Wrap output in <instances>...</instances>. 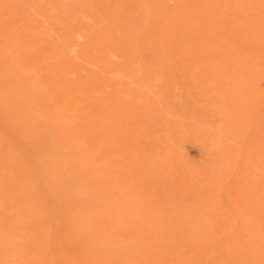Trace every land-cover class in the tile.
<instances>
[{
  "label": "rangeland",
  "instance_id": "1",
  "mask_svg": "<svg viewBox=\"0 0 264 264\" xmlns=\"http://www.w3.org/2000/svg\"><path fill=\"white\" fill-rule=\"evenodd\" d=\"M70 1L0 0V264H24L26 261L27 264H62V260H64L63 264H74L75 262L79 264L85 257L84 253H82L84 257H79L80 250L81 252L83 249L84 252L88 250L86 255L90 251L91 255L89 253L88 256L93 258L92 255L102 254L111 248L112 251L117 250L119 254L123 250L126 251L125 256L128 258L130 255L126 254H131L130 259L127 257L125 259L123 255L125 264H132V261L133 264H138L137 261H141L140 264H208L209 262L210 264H264V72L262 71L264 70V43L261 44V41H264V34L260 36L261 32L264 33V0H238V3L237 0H233V3L232 0H216L217 2L215 0L214 2L212 0H175V2L174 0H163L164 3H161V0H136L137 4L135 0H130V4H127L129 0ZM219 1L224 2L218 6ZM144 2L150 3L152 7H148L147 3L145 6ZM157 2L162 4L160 8ZM169 4L174 6L169 7L172 9L171 14L175 13L172 17H170L169 8H165ZM138 5L139 9H137ZM142 6L145 8L144 12L148 10L150 13L153 10L158 15H152L153 12L150 15L148 11L143 14ZM177 6L178 10L183 12L181 16L180 12L175 10ZM228 6H230L229 9ZM118 7L123 13L114 12L113 9L118 10ZM128 7H134L137 12L140 10L139 14H141L135 15L137 12L134 9L135 13H130L132 9ZM217 7L220 8L216 9ZM244 7L246 9H243ZM127 9L131 11L126 12ZM159 10L161 11L158 12ZM84 12L89 13L82 15ZM111 12L113 15H110ZM212 12L218 14V18H215L216 14L212 15ZM126 13L130 15L127 16ZM164 13L170 15L166 17ZM68 14H72L71 18ZM241 14H243L242 17ZM100 15L103 17L101 18ZM114 15L123 19V22L120 19H117L120 22L111 21L113 18L116 19ZM148 15L153 17L149 18ZM107 16L114 17L109 19ZM159 16H162V20L169 19L166 21L170 22L167 23L164 19V25ZM74 17L79 19V22ZM93 18L94 21L96 18L100 20H96V24ZM80 19L86 27H84L85 31L82 29L83 26L78 24L82 23ZM75 20L78 22L76 25L81 26V28L77 27L78 31L80 29L83 33L78 32L77 28L74 32L70 30L75 29ZM104 20H107L109 24ZM137 20L140 23L141 20L143 21L140 33L137 27L140 23ZM219 20L218 25L216 23ZM71 21H73L72 28L69 26L72 25ZM179 21L181 24L184 22L181 26L186 24L185 27L181 28ZM121 22L125 24L124 27ZM149 22L153 23V26ZM202 22L204 27L209 24L208 28L203 30V25L200 26ZM116 23L122 28L118 26L119 30L116 29L118 28ZM114 24L116 25L113 26ZM167 24L170 28L172 27L173 32L174 29L178 32H169ZM226 24H228L227 27ZM131 26L137 28V33ZM111 27L113 32L110 30L109 33L108 30ZM125 27L127 31L123 30ZM150 27L161 30L164 27V29L162 31L154 29L151 32ZM89 28L90 30H87ZM93 28H97V31ZM131 28L134 32L129 31ZM100 30L103 31L101 36L97 33L101 32ZM121 30L122 35L119 34ZM67 31L72 34L67 35ZM128 31L135 33V36L138 35L139 38L133 36L136 39L142 38L140 40L143 42L140 43L138 39L135 41L136 39L134 40L133 36L131 38ZM179 31L180 34H178ZM243 31H245L244 34ZM166 32L168 33L165 35ZM153 33L160 36V39L156 36L157 42L153 41L156 44L150 40L152 37L155 38ZM176 33L180 36V38L176 37L177 39H184L187 36L184 39L186 42H182L183 39L174 38ZM77 34L80 38H84V41H81ZM80 34H84L85 37L89 34L86 39L87 44L90 42L88 46L91 52L88 46L85 47L87 45L85 37ZM147 34L152 37L150 38ZM241 34L245 35V38L248 35L249 37L244 39ZM70 35L74 37L73 41ZM104 35L106 36L103 37ZM117 36L120 39L113 40L112 37L116 39ZM145 36L146 39L147 36L149 37L148 41H151L155 47L152 48L148 41L145 44ZM240 36L242 39L239 38ZM97 37H101L103 41H98L101 39L97 40ZM172 37L177 43L171 42ZM122 38L130 42L134 40L135 44L132 43L135 46L129 45L130 43L124 40L127 44L124 43L125 48H123ZM153 38L152 40H155ZM162 38H166V41ZM168 38H171L169 43H167ZM90 39L93 40L92 43L97 40V43L92 44ZM246 40L251 42L250 45ZM106 41L109 43H105ZM70 42L72 46L69 45ZM187 42L190 48H187ZM164 43L167 45L165 46ZM183 43L187 45L184 46ZM244 43L245 46H243ZM177 45L188 51L184 52ZM208 46L209 49H207ZM75 47H78L77 50ZM131 47L135 49V53ZM85 48L88 49L87 52ZM123 49H127L125 53ZM130 49L133 54L128 53ZM77 51L78 55L82 56L83 53L85 55L80 58L76 54ZM70 52L74 55L71 56ZM90 53L94 54L91 58ZM117 53L120 57L116 56ZM85 56L93 62L97 58V62H94L96 65L89 59V62L84 60ZM71 57L74 59H68ZM75 57L80 58L81 62H78L80 60ZM69 60L70 63L76 60L74 65L70 64L71 69L72 67L75 69L74 72L67 63H64H69ZM99 62L100 65H98ZM66 66H69L67 68L72 71L71 73L65 69L69 72H65L68 73L67 75L64 73L68 78L63 75V69ZM58 69L61 72L56 71ZM86 69L92 70L89 72ZM93 70L99 71L91 74ZM81 78H87L86 81L84 80L85 83ZM60 80L64 82L61 86L59 85ZM79 81L80 84L78 83V87H75L77 85L73 83ZM56 82L59 86L55 84ZM81 82L84 83L82 86H80ZM62 88L64 94H62ZM65 88L68 90L71 88L73 93L71 89L68 91ZM76 91L80 98L76 96ZM86 91L89 93L87 94ZM85 95L89 98L88 100ZM62 99L68 104L63 102L65 104L63 105L60 101ZM69 99H75L72 103L70 102L72 107ZM81 100L88 101L81 103L86 106L84 107L86 109L81 105H77L78 108L75 109L76 102L80 104ZM60 104H62L61 107ZM67 105L71 107L70 110L69 108L65 110L68 114L64 113ZM73 110L74 114L71 113ZM83 111L85 114L89 113L90 117ZM71 117L78 119H71ZM82 117H85L87 122ZM90 120L92 123L88 122ZM63 121L67 126L70 124L68 126L70 129ZM70 121L73 128L70 127ZM74 121L80 122L78 124L81 128ZM93 121L94 124L97 121L99 129L96 126L97 123L93 129L94 126H91ZM73 125L76 127L74 128ZM84 125L90 126L86 129L87 131ZM68 129L71 131L68 132ZM88 134L91 138L93 136L92 141ZM92 153L93 159L90 158ZM86 157L91 161L84 160ZM77 160H79L78 163H76ZM78 168L80 169L79 174ZM69 175L71 176L68 177ZM84 176H88L86 179L92 181H87L83 178ZM77 181L81 182V186L89 183L88 187H92L87 192V189H84L87 185L79 188L85 191L79 193L83 192L81 194L83 196L77 195L80 201L75 195L80 191L77 189L80 186ZM73 183H77L78 186L75 187ZM95 188L97 190L100 188L102 194L98 193L99 191ZM91 190L94 191L93 195ZM74 197H76L75 200H72ZM68 201H72L74 208H69ZM87 206L90 212L89 209L87 212L81 209ZM79 209L81 212L88 213L89 218L92 216L93 219H88V217L83 219ZM75 210L74 215L77 221L79 222L80 217L84 220L81 219V223H78L74 217L75 221L70 219L69 214L73 213L70 211ZM94 216L96 218L99 216L98 220L101 218L100 223ZM127 217H130L132 222L129 218L126 220ZM153 217L155 218L151 219ZM138 219L141 220L139 225L145 222L143 226L146 225L151 229L150 235L145 234L147 231L143 230L144 227L142 228L141 225L130 224L133 221L138 222ZM89 220L91 223L92 221L94 224L98 223L93 226ZM82 221L86 223L83 224L84 227H81L83 226ZM70 224L73 229L75 225L77 228L71 230ZM117 224L121 225V229L117 228ZM86 225L89 228L93 226L95 231L92 232L90 230L92 228L89 229ZM139 227L143 231H140ZM83 228L89 229L88 233ZM102 228H106L105 231L108 234ZM82 230H85L89 238H86L87 235H84ZM96 230L102 232H97V234ZM136 231L137 233L142 232L140 235L144 236L142 238L139 234L135 236ZM99 234L100 237L103 235L105 239L108 238L109 247H106V240L103 243V236L102 242H98L101 240V238L98 239L99 237L95 239L98 245L90 238ZM146 237L148 239L151 237V239L148 241ZM84 238L87 239L88 244L90 242L89 246ZM79 245L82 248L86 246L87 249L77 250L81 248ZM120 245L122 248L126 245L127 247H124L126 250L119 249ZM130 245L136 246L131 247ZM74 247L75 250H73ZM69 248L72 249L69 251ZM76 250L79 252H75ZM71 251L77 254L78 259H75L77 256L74 258V253L71 254ZM113 253L117 255L116 251ZM206 253L208 254L204 257ZM64 255L72 256L66 257L65 260ZM132 255L134 258L136 255V259L141 255L144 258L146 256L145 259L143 258L145 262L143 263L140 259L133 260ZM118 256L122 257V255H117L118 259L121 258ZM12 258L14 260H11ZM71 258L75 260H72L73 263H71ZM80 258L82 259L79 262ZM86 259L87 261L84 260V262L89 264L88 258ZM43 261L45 263H42ZM123 262L121 261V264Z\"/></svg>",
  "mask_w": 264,
  "mask_h": 264
},
{
  "label": "bare ground",
  "instance_id": "2",
  "mask_svg": "<svg viewBox=\"0 0 264 264\" xmlns=\"http://www.w3.org/2000/svg\"><path fill=\"white\" fill-rule=\"evenodd\" d=\"M74 1H75V0H74ZM82 1H83V0H82ZM127 1H128V0H127ZM132 1H133V0H132ZM135 1H136V0H135ZM137 1H138V0H137ZM137 1H136V4H137ZM144 1H145V0H144ZM161 1H162L161 3H164L163 0H161ZM178 1H179V0H178ZM185 1H186V0H185ZM193 1H194V0H193ZM215 1H216V0H215ZM69 2H71V1L69 0ZM78 2H79V1H78ZM129 2H131V1L129 0V1L127 2V4H128ZM165 2H166V1H165ZM170 2H171V1H170ZM174 2H175V0H174ZM199 2H200V1H199ZM199 2H198V4L201 3V2H200V3H199ZM203 2H204V1H203ZM212 2H214V0H212ZM216 2H217V1H216ZM219 2H220V1H219ZM221 2L223 3L224 1H221ZM221 2H220V4H219L218 6L221 5ZM238 2H239V1L237 0V3H238ZM241 2H242V1H241ZM114 3H115V2H114ZM144 3H145V6H146V3H147V2H144ZM153 3H154V1H153ZM157 3H158V2H157ZM161 3H160V4H161ZM166 3H167V2H166ZM171 3H172V2H171ZM178 3H180V2H178ZM230 3H231V2H230ZM232 3H233V0H232ZM237 3H236V4H237ZM118 4H119V3H118ZM129 4H130V3H129ZM138 4H139V3H138ZM149 4H150V3H147V5H149ZM158 4H159V3H158ZM160 4H159V8L162 6V4H161V6H160ZM172 4H173V3H172ZM172 4H169L168 7H165V5H164V7H165V8H169V7L172 6ZM201 4H202V3H201ZM208 4H209V3H208ZM261 4H262V3H261ZM261 4H260V5H261ZM81 5H83V4H81ZM140 5H142V4L140 3ZM152 5H153V4H152ZM170 5H171V6H170ZM174 5H175V4H174ZM249 5H250V4H249ZM69 6H70V4H69ZM92 6H93V5H92ZM114 6H115V5H114ZM119 6H120V5H119ZM124 6H125V4H124ZM178 6H179V5H178ZM178 6H177V7H178ZM192 6H193V5H192ZM209 6H210V5H209ZM223 6H224V4H223ZM244 6H246V5L244 4ZM72 7H73V6H72ZM76 7H77V6H76ZM120 7H122V6H120ZM120 7H118V10H115V8H114V9H113L114 12H115V11H118L119 14H120V13L122 12V11H121V12L119 11V10H120ZM148 7H152V6L149 5ZM154 7H155V5H154ZM164 7H163V8H164ZM172 7H174V6H172ZM177 7H176V8H177ZM197 7H198V6H197ZM211 7H212V4H211ZM226 7H227V6H226ZM231 7H232V6H231ZM238 7H239V6H238ZM252 7H253V6H252ZM252 7H251V8H252ZM77 8H78V7H77ZM77 8H76V9H77ZM88 8H89V7H88ZM122 8H124V7H122ZM129 8H131L132 11H131V10L128 11ZM146 8H147V7H146ZM190 8H191V6H190ZM207 8H208V6H207ZM219 8H220V7H219ZM219 8L217 7L216 9H219ZM229 8H230V6H228V9H229ZM234 8H235V6H234ZM90 9H91V8H90ZM92 9H93V8H92ZM128 9L126 10V12H130V11H131L130 13H133L134 11L137 12V9H139V5H138V8H137L136 10L134 9V7H133V8H132V7H128ZM133 9H134V11H133ZM140 9H141V8H140ZM150 9H151V8H150ZM150 9H149V10H150ZM152 9H154V8H152ZM152 9H151V10H152ZM156 9H157V8H156ZM173 9H174V8H173ZM178 9H179V7H178L177 9H175V10H176V12L179 11V12H180L179 15L181 16V13H183V12H181V11L178 10ZM205 9H206V8H205ZM209 9H210V8H209ZM238 9H239V8H238ZM243 9H246V8L244 7ZM247 9H250V8H247ZM81 10H82V9H81ZM85 10L87 11V8H86ZM93 10H94V9H93ZM93 10H92V11H93ZM124 10H125V9H124ZM124 10H123V11H124ZM143 10H145V8H143V6H142V10H141V12H142ZM154 10H155V9H154ZM164 10H165V12L167 11L166 9H164ZM169 10H170L169 13L171 14V12H172L171 10H172V9L169 8ZM175 10H174L173 12H175ZM192 10H193V9H192ZM194 10H196V8H195ZM200 10H201V9H200ZM211 10H212V9H211ZM221 10H222V9H221ZM58 11H60V10H58ZM72 11L74 12L73 9H72ZM83 11H84V10H83ZM88 11H89V9H88ZM90 11H91V10H90ZM95 11H96V10H95ZM95 11H94V14H95ZM99 11H101V10H99ZM111 11H112V10H111ZM147 11H148V10H147ZM147 11H146V12H147ZM160 11H161V10H159L158 12H160ZM182 11H183V10H182ZM224 11H225V10H224ZM238 11H239V10H238ZM238 11H237V12H238ZM249 11H250V10H249ZM70 12H71V11H70ZM78 12L80 13V11H78ZM101 12H102V11H101ZM109 12H110V10H109ZM114 12H113V13H114ZM118 12H116V14H118ZM139 12H140V10H139L137 13H135V12H134V13H135V15H136V14H139ZM146 12L143 11L142 13L144 14V13H146ZM152 12H153V10H152L150 13H149V11H148L147 13H149V14L151 15ZM179 12H178V13H179ZM204 12H206V11H204ZM216 12H217V10H216ZM218 12H219L218 14H220V10H218ZM228 12H229V11H228ZM235 12H236V11H235ZM240 12H241V11H240ZM88 13H89V12H88ZM88 13L86 12V14H88ZM97 13H98V12H97ZM102 13H103V12H102ZM107 13H108V12H107ZM122 13H123V12H122ZM130 13H129V15H130ZM134 13H133V14H134ZM167 13H168V11H167ZM197 13H198V12H196V14H197ZM213 13H214V12H212V15H213ZM221 13H222V11H221ZM229 13H230V12H229ZM229 13H227V15H229ZM86 14H85V12H84V14L82 13V15H86ZM99 14H100V13H99ZM103 14H104V13H103ZM103 14H102V15H103ZM119 14H118V16H119ZM126 14H127V13H126ZM140 14H141V13H140ZM140 14H139V15H140ZM143 14H142V15H143ZM154 14H155V16L158 15V14L155 13V11L152 13V15H154ZM161 14H162V13H161ZM170 14L166 15V13H164V15H166V17L169 16ZM173 14H175V13H173ZM173 14H171L170 17H172ZM184 14H186V13L184 12ZM200 14H201V13H200ZM200 14H199V16H200ZM215 14H216V13H214V15H215ZM218 14H216L215 18L218 16ZM223 14H224V13H223ZM236 14H237V13H236ZM248 14H250V13L248 12ZM68 15H70V18H71V15H72V14H68ZM74 15H76V14H74ZM105 15H106V13H105ZM110 15H113L112 12L110 13ZM110 15H109V16H110ZM129 15L127 14V16H129ZM145 15H146V14H145ZM150 15H148L147 17H149ZM159 15H160V14H159ZM179 15H178V16H179ZM209 15L211 16V13H210ZM237 15H238V14H237ZM242 15H243V14H241V17H242ZM100 16H101V15H100ZM109 16H107V17H109ZM114 16H115V15H114ZM114 16H113V17H114ZM133 16H134V15H133ZM133 16H132V17H133ZM137 16H138V15H137ZM162 16H163V15H162ZM162 16H161V17H162ZM174 16H175V15H174ZM176 16H177V13H176ZM180 16H179V17H180ZM190 16H192V15L190 14ZM190 16L188 17L189 19H190ZM210 16H209V19H210ZM220 16H221V15H220ZM220 16H219V18L222 19ZM239 16H240V13H239ZM95 17H96V15H95ZM102 17H103V16H101V18H102ZM110 17H111V16H110ZM110 17H109V19H112V18H113V17H112V18H110ZM115 17H116V16H115ZM120 17L123 18L122 15H120ZM142 17H143V16H142ZM151 17H153V16H150L149 18H151ZM159 17H160V16H159ZM161 17H160L161 23H163V20H164V19H165V21H166V20H167V21L169 20V19H166V18H164V19L162 20ZM182 17H183V16H182ZM196 17H197V16H196ZM201 17H202V16H201ZM243 17H244V16H243ZM248 17H249V16H248ZM253 17H254V16H253ZM74 18H75V17H74ZM77 18H80V17L77 16ZM77 18H75V19L77 20ZM84 18H86V16H85ZM97 18H98V17H97ZM97 18H96V20H100V19H97ZM124 18H125V20H126V15L124 16ZM136 18L139 19L138 17H136ZM143 18H145V16H144ZM149 18H148V19H149ZM168 18H169V17H168ZM180 18H181V17H180ZM183 18H185V17H183ZM205 18L207 19L206 16H205ZM217 18H218V17H217ZM228 18L230 19L231 17H228ZM239 18H240V17H238V19H239ZM245 18H246V17H245ZM72 19H73V18H72ZM107 19H108V18H107ZM117 19H120V18L116 17L115 20H114V18H113V20H111V21H113V22H118V21H119V22H120V20H122V22H123V19H120V20H117ZM152 19H153V18H152ZM173 19L176 20L175 17H173ZM178 19H179V18H178ZM178 19H177V20H178ZM185 19H186V18H185ZM185 19H184V20H185ZM194 19H195V18H194ZM212 19H213V18H212ZM76 20H75V24H74V26L79 22V19L77 20L78 22H76ZM81 20H82V19H80V22L83 21V20H82V21H81ZM96 20H95V21H96ZM102 20H103V19H102ZM125 20H124V21H125ZM129 20H130V19H129ZM139 20H140V19H139ZM170 20H172V19H170ZM191 20H192V22H193V19H191ZM216 20H217V19H216ZM246 20H247V19H246ZM249 20H250V19H249ZM90 21H91V20H90ZM93 21H94V18H93ZM95 21H94V22H95ZM105 21L108 23L107 20H104V22H105ZM137 21H138V20H137ZM148 21H149V20H148ZM148 21H147V22H148ZM150 21H151V20H150ZM155 21H156V20H155ZM155 21H153V22H155ZM167 21H166V22H167ZM181 21H183V20H181ZM187 21H188V19H187ZM187 21H186V22H187ZM194 21H195V20H194ZM196 21L198 22V21H200V20H196ZM201 21H202V20H201ZM207 21H208V20H207ZM250 21H251V20H250ZM71 22H72V23H71L72 25H69L70 27L73 26V21H71ZM84 22H85V21H84ZM98 22H99V21H98ZM101 22H102V21H101ZM109 22H110V21H109ZM113 22H112V23H113ZM122 22H121V23H122ZM138 22L140 23V21H138ZM138 22H137V23H138ZM169 22H170V21H169ZM169 22H167V23H169ZM175 22L178 23V21H175ZM179 22H180V21H179ZM186 22H185V23H186ZM208 22H210V20H209ZM211 22L213 23V20H212ZM251 22H252V21H251ZM82 23H83V22H82ZM82 23H78V24H81V25L83 26L84 23H83V24H82ZM87 23H88V22H87ZM89 23H90V22H89ZM95 23H96V22H95ZM99 23H100V22H99ZM112 23H110V24H111L110 26H112ZM124 23H126V21H125ZM124 23H122V25H123L122 27H124V25H125ZM127 23H129V22H127ZM139 23H138V24H139ZM177 23H176L175 25H177ZM183 23H184V22H183ZM183 23H182V24H183ZM195 23H196V22H195ZM195 23H194V24H195ZM219 23H220V20H219V22L216 23V24L219 25ZM221 23H222V22H221ZM225 23H226V22H225ZM235 23H236V21H235ZM238 23H239V22H238ZM240 23H241V22H240ZM91 24H92V22H91ZM96 24H97V23H96ZM100 24H102V23H100ZM108 24H109V23H108ZM116 24H117V25H116ZM116 24H114L113 26L116 25L117 27H118V26L121 27L120 24H119V25H118V23H116ZM141 24H143V21H142V20H141L140 25L137 26L138 29H140V30H139V33H140V31H141V26H142ZM144 24L146 25V23H144ZM149 24H151V23L149 22ZM152 24H153V23H152ZM152 24H151V25H152ZM163 24H164V23H163ZM171 24H173V23H171ZM182 24H181V22L179 23L180 26H181ZM199 24H200V23H199ZM222 24H224V23H222ZM222 24H221V25H222ZM85 25H86V23H85ZM106 25H107V24H106ZM129 25H130V24H129ZM129 25H126V26H129ZM131 25H132V24H131ZM151 25H150V26H151ZM156 25H159V24L156 23ZM164 25H165V24H164ZM167 25H168V24H167ZM185 25H186V24H184L183 26L185 27ZM202 25H203V22L201 23L200 26H202ZM206 25H207V27H204L205 25L202 26V28L204 27L203 30H204L205 28H208V25H209V24H206ZM213 25H215V24H213ZM227 25H228V24H226V27H227ZM233 25L235 26V24H233ZM258 25H259V24H258ZM89 26L91 27L90 24H89ZM93 26H94V24H93ZM93 26H92V27H93ZM100 26H101V25H100ZM103 26H104V23H103ZM107 26H108V25H107ZM110 26H109L108 28H110ZM134 26H135V25H134ZM139 26H140V28H139ZM152 26H153V25H152ZM152 26H151V27H152ZM169 26H170V25H168V27H169ZM173 26H174V25H173ZM183 26H181V28H183ZM187 26H188V25H187ZM196 26H197V25H196ZM215 26H216V25H215ZM239 26H241V25H239ZM77 27H78V28H81L80 25H79V26L76 25L75 29H70V30H71V31L73 30L72 32H74V31L76 30ZM84 27H85V26H83L82 29H84ZM95 27H96V26H95ZM95 27H94V28H95ZM119 27H118V28L115 27V28L119 30ZM122 27H121V28H122ZM129 27H130V26H129ZM131 27H132V26H131ZM145 27H146V26H145ZM151 27H150V31H151V32H152V30H154V29H155V31H156V29H157L158 31L161 30V29H158V28L151 29ZM159 27L162 28L161 26H159ZM165 27H167V26H165ZM223 27H224V29H226L225 26H223ZM243 27H244V26H243ZM243 27H242V28H243ZM71 28H72V27H71ZM78 28H77V31H78ZM85 28H86V27H85ZM94 28H93V29H94ZM98 28H100V27H98ZM115 28H114V29H115ZM121 28H120V29H121ZM132 28H133V27H132ZM132 28L129 29V31L131 30V31L134 32V30H135V31L137 30L136 27H135L136 29L133 28L134 30H133ZM142 28H143V27H142ZM148 28H149V27H148ZM171 28H172V27H171ZM171 28L169 27V29H170L169 32L171 31L172 33H174L175 31H177L176 29H174V32H173ZM175 28H176V27H175ZM178 28H180V27H178ZM181 28H180V29H181ZM211 28H212V27H211ZM93 29H92V32H93L94 30H96L97 28L94 29V30H93ZM104 29H105V27L103 28V31H104ZM124 29H126L125 31L128 30L126 27L123 28V30H124ZM145 29H146V28H145ZM163 29H164V27H163ZM163 29H162V30H163ZM180 29H178V30H180ZM184 29H185V28H184ZM255 29H256V28H255ZM255 29H254V30H255ZM85 30H86V29H84V31H85ZM87 30H90V28L87 29ZM106 30H107V28H106ZM110 30H112V32H113L112 27H111V29L108 30L109 33L111 32ZM162 30H161V31H162ZM165 30H166V28H165ZM167 30H168V29H167ZM206 30H207V29H206ZM206 30H205V31H206ZM210 30H211V29H210ZM214 30H215V29H214ZM227 30H228V29H227ZM231 30H232V29H231ZM239 30H241V28H239ZM79 31H80V29H79ZM79 31H78V32H79ZM96 31H97V30H96ZM96 31H95V32H96ZM100 31H101V30H100ZM103 31H101V32L98 31L97 33H100V36H101V35H102L101 33H102ZM129 31H128V32H129ZM233 31H234V30H233ZM241 31H242V30H241ZM246 31H247V30H246ZM80 32L83 33L82 30H81ZM86 32H87V31H86ZM105 32H106V31H105ZM114 32H115V31H114ZM120 32H121V33H119V34L122 35V30H121ZM142 32H144V30H143ZM164 32H165V31H163V33H164ZM177 32H178V31H177ZM185 32H186V31H185ZM185 32H184V33H185ZM212 32H213V31H212ZM244 32H245V31H243V34H244ZM247 32H248V31H247ZM252 32H253V31H252ZM252 32H251V33H252ZM67 33H68V34H67ZM67 33H66V34L69 35L71 32H70V31H69V32L67 31ZM87 33H88V32H87ZM89 33H90V35H91V31H89ZM115 33H116V32H115ZM136 33H137V31H136ZM147 33L150 34V32H147ZM160 33H161V32H160ZM167 33H168V32H166L165 35H166ZM172 33H171V34H172ZM180 33H181V32L179 31L178 34H180ZM206 33H207V32H206ZM221 33H222V32H221ZM225 33H227V32H225ZM251 33H250V35H252ZM71 34H72V33H71ZM94 34H95V33H94ZM106 34L108 35L107 32H106ZM129 34H130L131 38H133V37L135 36V33L132 34L131 32H129ZM142 34L144 35L145 33H142ZM149 34H147V35L149 36ZM153 34H154V33H153ZM178 34L176 33L174 38H176V37L180 38V36H178ZM214 34H216V32H215ZM247 34H248V33H247ZM263 34H264V33L261 32L260 36H262ZM77 35H78V38H80L79 34H77ZM80 35H81V34H80ZM82 35H83V37H85L84 34H82ZM82 35H81V36H82ZM121 35H120V36H121ZM133 35H134V36H133ZM145 35H146V34H145ZM150 35H152V34H150ZM154 35H155V34H154ZM176 35H177V36H176ZM183 35H184V34H183ZM185 35H186V34H185ZM187 35H188V34H187ZM201 35H203V34L201 33ZM256 35L258 36L259 34H256ZM96 36H98V35H96ZM105 36H106V35H104L103 37H105ZM111 36H112V35H111ZM111 36H110V37H111ZM113 36L115 37V35H113ZM132 36H133V37H132ZM137 36H138V35H137ZM137 36H135V37H137ZM140 36H141V35H140ZM148 36H147V39H146V36H145V39H146V40L144 39V40H145V44H146V42L149 40L148 38H149V37H150V38L152 37V36H149V37H148ZM156 36H157V34L155 35V38L152 37V38L155 39V40H152V38L150 39V40L152 41V43H153V41L157 42V39H158V38L156 39ZM171 36H172V35H171ZM171 36H169V37H171ZM221 36H222V35H221ZM228 36H229V34H228ZM241 36H243V35L241 34ZM241 36H240L239 38L242 39ZM244 36H245V35H244ZM244 36H243V37H244ZM253 36H255V35L253 34ZM65 37H66V36H65ZM70 37L72 38V35H70ZM87 37H89V34H87ZM87 37H85V39H86ZM114 37H112L113 40H116V41H117L118 39H120V38H118V36L116 37V39H114ZM122 37H123V36H122ZM135 37H134V40L136 39ZM142 37H143V36H142ZM157 37H159V39H160L159 34H158ZM185 37L187 38V36H185ZM185 37H184V39H185ZM188 37H189V36H188ZM209 37H210V35H209ZM209 37H208V38H209ZM224 37H225V36H224ZM248 37H249V35H248ZM248 37L246 36V38L244 37V39H247ZM73 38H74V37H73ZM73 38L71 39L72 41H73ZM98 38H100L101 40H98ZM112 38H111V40H112ZM117 38H118V39H117ZM129 38H130V37H129ZM131 38H130V39H131ZM138 38H139V36H138ZM138 38H137V39H138ZM143 38H144V37H143ZM166 38H167V37H166ZM166 38H165V39L162 38V40H165V41H166ZM189 38H190V37H189ZM204 38H205V37H204ZM204 38H203V39H204ZM213 38H215V37H213ZM220 38H221V37H220ZM234 38H236V37H234ZM67 39H68V37H67ZM80 39H81V41H84V38L81 37ZM80 39H78V40H80ZM96 39H97L98 41H101V42L103 41V39H102L101 37H97ZM104 39H105V38H104ZM130 39H129V40H130ZM137 39H136L135 41H137ZM140 39H142V38H140ZM140 39H138V40H139L140 43H141L142 40H140ZM176 39H177V38H176ZM182 39H183V38H182ZM182 39H177V40H182ZM184 39L182 40V42L184 41ZM209 39H210V38H209ZM244 39H243V40H244ZM249 39H250V38H249ZM249 39H248V40H249ZM253 39H256V38H253ZM263 39H264V38H263ZM69 40H70V39H68V41H69ZM74 40H75V39H74ZM90 40H91V39H90ZM97 40H96V41H97ZM121 40L123 41V43L121 42V46H123V48H125V47H124V46H125L124 43H125V44H127V43L124 42L125 39L123 40V38H122ZM121 40H119V41H121ZM134 40H133V41L131 40V41L134 43ZM170 40H171V38H168V40H167L168 42H167V43H169ZM237 40H238V38H237ZM248 40H246V41L249 42L248 44L250 45L251 42L248 41ZM250 40L252 41V39H250ZM88 41H89V38H88ZM94 41H95V40H94ZM96 41H95V43H97ZM125 41H127V39H126ZM151 41H148V43L150 42V43H149L150 45H152ZM173 41H174L175 43H177V42L175 41V39L173 40V37H172L171 42H173ZM202 41H203V40H202ZM92 42H93V40H91V43H92ZM101 42H100V43H101ZM107 42H108V41H106L105 43H107ZM110 42H111V41H110ZM127 42L130 43L129 45L133 44V43L130 42V41H127ZM142 42H143V41H142ZM155 42H154V43H155ZM160 42H161V41H160ZM184 42H186V41H184ZM191 42H192V41H191ZM209 42H210V41H209ZM212 42H213V41H212ZM234 42H235V40H234ZM59 43H60V42H59ZM76 43H77V40H76ZM81 43H82V42H81ZM85 43L87 44V39H86V42H85ZM95 43H92V44H95ZM100 43H99V44H100ZM108 43H109V42H108ZM111 43H112V42H111ZM118 43H120V42H118ZM138 43H139V42H138ZM154 43H153V44H154ZM175 43H174V44H175ZM202 43H203V42H202ZM204 43H205V42H204ZM237 43H238V41H237ZM239 43H240V42H239ZM245 43H246V42H245ZM245 43H244V45H243V44H242V45L245 46V45H246ZM252 43H253V42H252ZM255 43H256V42H254V44H255ZM263 43H264V41H263V42L261 41V44H262V45H263ZM12 44H13V43H12ZM65 44H66V43H65ZM72 44H73V42H72ZM89 44H90V42H89ZM89 44L85 45V47H87ZM114 44H115V43H114ZM122 44H123V45H122ZM134 44H135V43H134ZM134 44H133V45H134ZM155 44H156V43H155ZM180 44H181V42H180ZM183 44H184V43H183ZM183 44H182V45H183ZM185 44H186V43H185ZM185 44H184V46H186V45L188 44V42H187L186 45H185ZM259 44H260V43H259ZM261 44H260V45H261ZM63 45H64V43H63ZM67 45H68V44H67ZM67 45H66V46H67ZM69 45H71V42L69 43ZM69 45H68V46H69ZM73 45H74V44H73ZM78 45H80V44H78ZM78 45H77V46H78ZM102 45H103V44H102ZM116 45H117V44H116ZM164 45H165V43H164ZM166 45H167V44H166ZM166 45H165V46H166ZM171 45H172V44H171ZM178 45H179V44H178ZM178 45H177V47H179ZM188 45H189V44H188ZM188 45H187V48H190V45H189V47H188ZM207 45H208V44H207ZM249 45H248V46H249ZM66 46H65V47H66ZM71 46H72V45H71ZM71 46H70V47H71ZM81 46H83V45L81 44ZM108 46H111V44H110V45L108 44ZM112 46H113V44H112ZM117 46H118V45H117ZM121 46H120V47H121ZM127 46H128V45H127ZM127 46H126V47H127ZM134 46H135V45H134ZM134 46H132V47H134ZM162 46H163V45H162ZM165 46H163V47H165ZM172 46H173V45H172ZM180 46H181V45H180ZM209 46H210V45H209ZM209 46L207 47V49H209ZM248 46H246V47H248ZM256 46H257V44H256ZM258 46H259V45H258ZM263 46H264V45H263ZM263 46H262V47H263ZM83 47H84V46H83ZM90 47H91V46H90ZM92 47H93V46H92ZM102 47H103V46H102ZM120 47H118V48H120ZM128 47L130 48V46H128ZM132 47H131V49H132ZM151 47L153 48V47H155V46L152 45ZM160 47H161V46H160ZM160 47H159V48H160ZM168 47H169V46H168ZM252 47H253V46H252ZM252 47H251V48H252ZM254 47H255V46H254ZM259 47H261V46H259ZM75 48H76V47H75ZM77 48H78V47H77ZM77 48H76V50H77ZM79 48H81V47H79ZM93 48H94V47H93ZM100 48H101V47H100ZM103 48H104V47H103ZM103 48H101V49H103ZM111 48H112V47H111ZM169 48H170V47H169ZM179 48L182 50L184 47H183V48L179 47ZM257 48H258V47H257ZM67 49H68V48H67ZM88 49H89V46H88ZM88 49L86 50V48H85L84 50L87 52ZM98 49H99V48H98ZM98 49H97V51H98ZM107 49H109V47H108ZM113 49H114V47H113ZM113 49H112V50H113ZM121 49H122V48H121ZM121 49H120V51H121ZM131 49L129 50L128 53L133 54V52L135 51V49H134V48L132 49V51H133L132 53L130 52ZM175 49H176V47H175ZM213 49H214V48H213ZM258 49H259V48H258ZM261 49H262V48H261ZM70 50H71V49H70ZM78 50H79V49H78ZM84 50H83V51H84ZM89 50H90V49H89ZM115 50H116V49H114V51H115ZM126 50H127V49H126ZM126 50L123 49L124 53H125ZM177 50H178V48H177ZM183 50H184V52H185L187 49L185 48V49H183ZM239 50H240V49H239ZM243 50H245V49H243ZM252 50H253V49H252ZM262 50H263V49H262ZM81 51H82V49H81ZM187 51H188V50H187ZM189 51H190V49H189ZM207 51H208V50H207ZM210 51H211V50H210ZM240 51H241V50H240ZM245 51H246V50H245ZM247 51H248V50H247ZM256 51H257V50H256ZM64 52H65V51H64ZM89 52H91V50H90ZM89 52H88V53H89ZM103 52H104V51H103ZM103 52H102V53H103ZM105 52H106V50H105ZM116 52H117V51H116ZM116 52H115V53H116ZM212 52H214V51H212ZM224 52H227V51H224ZM233 52H235V51H233ZM258 52H259V51H258ZM260 52H261V51H260ZM70 53H71V56L74 55V54L72 55V52H70ZM70 53H69V54H70ZM78 53H79V52L77 51L76 54L78 55ZM80 53H81V52H80ZM88 53H86V56H88V55H87ZM102 53H101V54H102ZM119 53H120V52H119ZM119 53H117L116 56L118 55V57H120V54H119ZM134 53H135V52H134ZM167 53H168V51H167ZM221 53H222V51H221ZM228 53H229V52H228ZM252 53H253V52H252ZM255 53H256V52H255ZM76 54H75V55H76ZM90 54H91V55H90ZM90 54H89V56H90V58H91V56L94 55V54H92V53H90ZM97 54H98V52H97ZM97 54H96V55H97ZM180 54H181V53H180ZM189 54H191V52H190ZM189 54H187V55H189ZM223 54H224V53H223ZM225 54H226V53H225ZM256 54H258V53H256ZM260 54H262V53H260ZM263 54H264V53H263ZM60 55H61V54H60ZM77 55H76V56H77ZM83 55H85V54L83 53ZM83 55L81 56V54H80V55H78V56H80V58H81V57H83ZM112 55H113V54H112ZM122 55H123V54L121 53V56H122ZM128 55H129V54H128ZM211 55H212V54H211ZM213 55H214V54H213ZM229 55H230V54H229ZM68 56L70 57V55H68ZM86 56H85V58H86ZM98 56H99V54L97 55V57H98ZM103 56H106V55H103ZM116 56H115V57H116ZM257 56H258V55H257ZM261 56H262V55H261ZM93 57H94V56H93ZM93 57H92V58H93ZM112 57H113V56H112ZM122 57H123V56H122ZM61 58H62V56H61ZM61 58H60V60H61ZM72 58H73V57L68 58V59H71V60H72ZM75 58L78 59L77 57H75ZM80 58H79L78 60H80ZM90 58L87 57V58L84 59V60H87V61H88V59L90 60ZM95 58H96V56H95ZM95 58H93V59H95ZM99 58H100V57H98V59H99ZM101 58H102V57H101ZM63 59H65L64 56H63ZM73 59H74V58H73ZM93 59H92V60H93ZM98 59L96 58V60H94V62H95V61L97 62ZM255 59H256V58H255ZM258 59H259V58H258ZM78 60H77V61H78ZM56 61H57V60H56ZM61 61H62V60H61ZM65 61H66V59H65ZM75 61H76V60H74V63H75ZM99 61H100V60H99ZM62 62H63V61H62ZM62 62H61V64H63ZM78 62H81V60L78 61ZM88 62H89V61H88ZM90 62L92 63L93 61L90 60ZM94 62H93V64H95ZM260 62H261V60H260ZM64 63H67V64L70 66V69H71V65H70V64H71L72 62L70 63V60H69V63H68V62H64ZM74 63H72V64L74 65ZM56 64H59V65H60V63H56ZM78 64H79V63H78ZM83 64H85V63L83 62ZM260 64H262V62H261ZM65 65H66V64H65ZM65 65H64V66H65ZM73 65H72V66H73ZM88 65H89V64H88ZM95 65H96V64H95ZM98 65H100V62H99ZM98 65H97V67H98ZM57 66H58V65H57ZM69 66H66V67L63 69L64 72H63V70H62L63 75H64L65 72H68V71H65V69L67 70V69L69 68ZM77 66H78V65H77ZM86 66H87V65H86ZM89 66H91V65H89ZM263 66H264V65H263ZM61 67H62V66H61ZM67 67H68V68H67ZM93 67H94V66H93ZM80 68H81V65H80ZM82 68H84V67H82ZM87 68H88V67H87ZM91 68H92V67H91ZM94 68H96V67H94ZM99 68H101V67H99ZM72 69H73V67H72ZM72 69H71V70H72ZM77 69L79 70V68H77ZM84 69H85V68H84ZM59 70H60V69H58V70H56V71L59 72ZM68 70H69V69H68ZM71 70H69V72H70ZM74 70H75V69H73V72H74ZM86 70H87V69H86ZM88 70H89V69H88ZM88 70H87V71H88ZM91 70H92V69H91ZM91 70H89V72H90ZM99 70H100V69H99ZM99 70H93V72H92L91 74H93L94 71H99ZM262 71L264 72V70H262ZM60 72H61V70H60ZM69 72H68V73H69ZM75 72H76V71H75ZM68 73H65V74L67 75ZM71 73H72V71H71ZM56 74L59 75L58 73H56ZM61 74H62V73H60V75H61ZM57 75H54V76H57ZM99 75H100V74H99ZM99 75H98V77H99ZM64 76H65V75H64ZM91 76H92V75H91ZM57 77H58V76H57ZM61 77H62V76H61ZM65 77H66V76H65ZM65 77H64V78H65ZM94 77H95V76H94ZM54 78H55V77H54ZM59 78H60V77H59ZM62 78H63V77H62ZM66 78H68V77H66ZM69 78H70V77H69ZM83 78H84V77H83ZM95 78H96V77H95ZM81 79H82V78H81ZM61 80H63V79H61ZM61 80H60V83H61V84L59 83L60 86L63 85L62 83H64V82H61ZM67 80L69 81L70 79H67ZM72 80H73V79H72ZM84 80L86 81L87 78H86V79H82V81L85 83ZM56 81H57V80H56ZM68 81H67V82H68ZM70 81H71V80H70ZM73 81H74V80H73ZM75 81H76V80H75ZM58 82H59V81H58ZM58 82L55 83L57 86H59V85H58ZM67 82H66V83H67ZM83 82H81V85H80V86H82V83H83ZM69 83H70V82H69ZM78 83L80 84V81L77 82V83H73V84H76V85H77ZM84 83H83V84H84ZM55 84H54V85H55ZM67 84H68V83H67ZM71 84H72V82H71ZM71 84H69V85H71ZM86 84H87V82H86ZM87 85H88V84H87ZM90 85H91V84H90ZM72 86H73V85H72ZM80 86H79V88L81 89ZM64 87H66V86H64ZM73 87H74V86H73ZM73 87H72V89H73ZM75 87H78V85L75 86ZM85 87H86V86H85ZM85 87H84V88H85ZM93 87L96 88V86H94V84H93ZM54 88H55V86H54ZM58 88H59V87H58ZM60 88H61V87H60ZM79 88H78V89H79ZM87 88H88V87H87ZM87 88H86V90H87ZM95 88H94V89H95ZM65 89L68 90V88H65ZM65 89H64V90H65ZM70 89H71V88H70ZM70 89H69V90H70ZM72 89H71V91H72V93H73V90H72ZM88 89H89V88H88ZM53 90H54V89H53ZM59 90H60V89H59ZM69 90H68V91H69ZM57 91H58V89H57ZM61 91H63V88H62ZM81 91H82V90H81ZM88 91L90 92L91 89L88 90ZM89 92H88V93H89ZM55 93H56V92H55ZM67 93H68V92H67ZM69 93H70V92H69ZM69 93H68V94H69ZM83 93H85V92H83ZM86 93H87V91H86ZM88 93H87V94H88ZM62 94H64V91L62 92ZM87 94H86V95H87ZM56 95H58V94H56ZM69 95H71V94H69ZM74 95H75V93L73 94V96H74ZM77 95L79 96L78 91H76V96H77ZM86 95H85V97L87 98ZM62 96H63V95H62ZM62 96H61V97H62ZM64 96H65V95H64ZM67 96H68V95H67ZM76 96H75V97H76ZM61 97H60V98H61ZM90 97H91V96H90ZM77 98H78V97H77ZM79 98H80V96H79ZM81 98H82V96H81ZM83 98H84V97H83ZM57 99H58V97H57ZM75 99H76V98H75ZM75 99H74V100H75ZM88 99H89V98H87V100H88ZM69 100H70V99H69ZM71 100H72V101H71ZM71 100L69 101V103H70V102L72 103V102L74 101L73 99H71ZM78 100H79V99H78ZM87 100H86V102H88ZM60 101H62V102H61L62 104H63V102H65V101H63V99L60 100ZM83 101H84V100H83ZM83 101H82V100H81V102L79 101L80 104H77V102H76V106H77V105H78V106L81 105V103H83ZM86 102L84 101V103H86ZM71 103H70V106L72 107ZM62 104H60V107L62 106ZM65 104H68V103L65 102ZM65 104H63V105H65ZM73 105H74V104H73ZM83 105H84V104H83ZM83 105H81V107H83V108L86 107L85 105H84V106H83ZM67 106H68V107H67L66 109H64V113H65V112L67 113V111H65V110H67V109L69 108V105H67ZM78 106L75 107V109L78 108ZM71 107H70V108H71ZM70 108H69V110H70ZM72 109H73V108H72ZM75 109H74V110H75ZM84 109H86V108H84ZM84 109H83V110H84ZM74 110L71 112L72 114H74V113H73ZM61 111H62V113H63V109H62ZM75 111H76V110H75ZM84 111H85V110H84ZM84 111H83V112H84ZM86 111H87V110H86ZM86 111H85V112H86ZM77 112H79V111H77ZM85 112H84V114H85ZM60 113H61V112H60ZM62 113H61V114H62ZM67 114H68V113H67ZM88 114H89V113H87V114H85V115H87L88 117H90V115H88ZM69 115H70V112H69ZM60 116H61V115H60ZM75 116H77V115H75ZM79 116H80V115H79ZM63 117H64V116H63ZM88 117H87V118H88ZM69 118H70V117H69ZM73 118H76V117H71V119H73ZM84 118H85V117H84ZM84 118L82 117L83 120H85ZM93 118H94V117H93ZM93 118H92V120H93ZM76 119H78V118H76ZM80 119H81V118H80ZM90 119H91V118H90ZM67 120H68V119H67ZM86 120H87V119H86ZM86 120H85V121H86ZM92 120H90V121H88V122H89V123H92ZM65 121H66V120H65ZM94 121H95V120H94ZM94 121H93V124H92V125L89 124V125H91V126H94L93 129H94L97 125L99 126V124L97 123V121L95 122V124L97 123L96 126H95ZM70 122H71V121H70ZM70 122H69V123H70ZM74 122H75V121H74ZM76 122H77V121H76ZM76 122H75V123H76ZM86 122H87V121H86ZM86 122H84V123L86 124ZM63 123L65 124L64 121H63ZM67 123H68V122H67ZM78 123H80V122H78ZM78 123H76V124L80 126V124H78ZM87 124H88V123H87ZM65 125H66V124H65ZM65 125H64V126H65ZM69 125H70V124H69ZM69 125H68V126H69ZM81 125H82V124H81ZM89 125H88V126H89ZM62 126H63V125H62ZM62 126H61V128H62ZM68 126L66 125L67 128H69ZM73 126H74V125H73ZM84 126H86V125H84ZM88 126H86L85 130H86L87 128L89 129L90 126H89V127H88ZM98 126H97V128H98ZM70 127H72V122H71V126H70ZM75 127H76V126H74V128H75ZM64 128H65V127H64ZM72 128H73V127H72ZM78 128H79V127H78ZM78 128H77V130H78ZM80 128H81V126H80ZM65 129H66V128H65ZM69 129H70V128H69ZM69 129L67 130L68 132L71 131V130L69 131ZM82 129H84V128H82ZM98 129H99V128H98ZM79 130H80V129H79ZM96 130H97V129H96ZM73 131L75 132V129H74ZM81 131H82V130H81ZM81 131H80V132H81ZM86 131H87V130H86ZM83 132H84V131H83ZM81 133H82V132H81ZM85 133H86V132H85ZM88 133H89V132H88ZM83 134H84V133H83ZM94 136H95V135H94ZM88 137H90V134H88ZM88 137H87V138H88ZM90 138H91V137H90ZM92 138H93V136H92ZM92 138H91V141H92ZM95 138H96V137H94V139H95ZM89 141H90V140H89ZM71 142H72V141H71ZM71 142H70V144H71ZM82 142H83V141H82ZM80 144H81V143H80ZM94 144H95V143H94ZM98 144H100V143H98ZM100 145H101V144H100ZM81 146H83V145H81ZM101 146H102V145H101ZM101 146H100V147H101ZM88 147H89V146H88ZM96 148H97V147H96ZM77 149H78V148H77ZM80 150H81V149H80ZM93 150H94V149H93ZM90 153H91V152H90ZM82 154H83V153H82ZM98 154H99V153H98ZM85 156H87V155L85 154ZM91 156H92V157H90V158L93 159V153H92ZM97 156H98V155H97ZM65 157H66V156H65ZM80 158H82V157H80ZM83 158H84V155H83ZM86 159H88V157H86L84 160H86ZM70 160H71V159H70ZM79 160H81V159H79ZM79 160H77L76 163H78ZM82 160H83V159H82ZM88 160H89V159H88ZM86 161H87V160H86ZM90 161H91V159H90L89 161H87V162H90ZM83 162H85V161H83ZM87 162H86V163H87ZM76 163H75V164H76ZM86 163H85V164H86ZM65 164H67V163H65ZM80 164H82V163H80ZM85 164H83V165L85 166ZM76 165H77V164H76ZM84 166H82V167H83L82 169H84ZM93 166H94V165H93ZM93 166H92V167H93ZM78 167H79V165H78ZM79 170H80V169L78 168L77 171H79ZM85 170H86V167H85ZM85 170H84V171H85ZM92 170H94V168H92ZM66 171H67V170H66ZM90 172H91V171H90V169H89V173H90ZM93 172H94V171H93ZM99 172H100V171H99ZM72 173H73V171H72ZM79 173H80V171L78 172V174H79ZM81 173H82V172H81ZM100 173H101V172H100ZM93 174H94V173H93ZM74 175H75V173H74ZM84 175H85V174H84ZM89 175H90V174H89ZM91 175H92V174H91ZM95 175H96V174H95ZM97 175H98V173H97ZM97 175H96V176H97ZM70 176H71V175H69L68 177H70ZM82 176H83V175H82ZM98 176H99V175H98ZM98 176H97V177H98ZM72 177H73V176H72ZM86 177L88 178V176H86ZM86 177L84 176L83 178L86 179ZM99 177H101V176H99ZM99 177H98V178H99ZM73 178H74V177H73ZM80 178H82V177L80 176ZM80 178H79V179H80ZM98 178H97V179H98ZM92 179H93V178H92ZM99 179H100V178H99ZM75 180H76V179H75ZM75 180H74V182H75ZM82 180H83V179H82ZM86 180L89 181V180H91V179H86ZM101 180H102V178H101ZM91 181H92V180H91ZM94 181H95V179H94ZM69 182H70V181H69ZM69 182H66V183H69ZM77 182H78V181H77ZM83 182H84V181H83ZM83 182H82V183H83ZM85 182H86V181H85ZM85 182H84V183H85ZM99 182H100V181H99ZM99 182H98V183H99ZM70 183H71V182H70ZM78 183L80 184L81 182H78ZM98 183H97V184H98ZM73 184L75 185V187L78 186L77 183H76V184L73 183ZM73 184H72V185H73ZM87 184L89 185V183H85V184H83V185H87ZM92 184H93V183H92ZM72 185H71V186H72ZM76 185H77V186H76ZM83 185H82V186H83ZM88 185L86 186V188H84L85 190L87 189L86 192H87V191L89 190V188H90V187H88ZM82 186H81V184H80V186H78L77 189L81 188ZM89 186H90V185H89ZM69 187H70V186H69ZM69 187H68V189H69ZM75 187H74V188H75ZM87 187H88V188H87ZM93 187H94V186H93ZM74 188H73V190H77V189H74ZM91 188H92V187H91ZM91 188H90V189H91ZM95 189L97 190V188H95ZM98 189H99V190H97V191H99L98 193H101V194H102V191H100V188H98ZM101 189H102V184H101ZM66 190H67V189H66ZM69 190H72V189H69ZM69 190H68V191H69ZM79 190H80V191L77 192V194L74 193L76 196H77V195L80 196L83 192H85V191H83V189H79ZM81 191H83V192H82L81 194H79ZM91 191H92V190H91ZM89 193H90V192H89ZM93 193H94V191H92L91 194L93 195ZM95 193H96V192H95ZM71 195H72V193H71ZM88 195H89V194H88ZM92 195H91V197L93 198ZM95 195H96V194H95ZM78 196H77V197H78ZM81 196H83V195H81ZM85 196H86V195H85ZM67 197H68V196H67ZM67 197H66V198H67ZM71 198H72V197H71ZM75 198H76V197H74V199H72V200H75ZM79 198H80V197H78V201H80ZM95 198H96V197H95ZM89 199H90V198H89ZM69 200H70V199H69ZM86 200H87V199H86ZM86 200H85V201H86ZM95 200H96V199H95ZM95 200H94V202H95ZM83 201H84V199H83ZM83 201H82V202H83ZM87 201H89V200H87ZM99 201H100V199H99ZM96 204H97V203H96ZM68 206H69V208L72 209V208H74L75 205L72 204V201H68ZM78 206H79V208H80V205H78ZM82 206H83V205H82ZM93 206H94V205H93ZM99 206H100V205H99ZM88 207H89V206H87V207H83V208H81V209H84V211L87 212L88 209H89ZM76 208H77V206H76ZM77 209H78V208H77ZM77 211H78V210H77ZM79 211H80V209H79ZM84 211H83V212L80 211V213H82V218L84 217L83 219H85V217H88V219H91V220H92V219H93V218H91L92 216L89 218L88 213H86V212H84ZM70 212H73V213H71V214H69V212H68V214L71 215V217H72V218L70 217V219H73V217H74V219L77 221V218H75V215H74V212H75V214H76V210H75V211H70ZM89 212H90V209H89ZM100 212H101V211H100ZM77 213H78V212H77ZM96 213H97V212H96ZM72 214H73L74 216H73ZM90 214L92 215L93 213H90ZM94 214H95V213H94ZM94 214H93V215H94ZM97 215H98V214H97ZM97 215H95V216L97 217ZM79 216H80V215H79ZM95 216H94V217H95ZM96 217H95V219L100 223V219H101V218L98 220L99 216H98V218H96ZM82 218L80 217L79 222H78V221H77V222H78V223H81L80 220H81ZM103 218H104V217H103ZM116 218H117V217H116ZM118 218H119V217H118ZM128 218L130 219V217H127L126 220H128ZM136 218H137V217H136ZM154 218H155V217H153V218H151V219H154ZM158 218H159V217H158ZM158 218H157V219H158ZM74 219H73V220H74ZM83 219H82V220H83ZM95 219H94V221H96ZM114 219H115V218H114ZM123 219H125V217H123ZM139 219H140V218H139ZM139 219H138V222H137V221H136V222L133 221V223H130V224L134 225V223H135L136 225L138 224V226H140L141 224L139 225V223H140L139 221H141V220H139ZM151 219L149 218L148 220L150 221ZM160 219H161V218H160ZM179 219H180V218H179ZM53 220H54V219H53ZM75 220H74V221H75ZM103 220H105V219H103ZM107 220H108V219H107ZM133 220H134V219H133ZM136 220H137V219H136ZM70 221H71V220H70ZM74 221H73V222H74ZM83 221H84V220H83ZM83 221H82V222H83ZM89 221H90V220H89ZM89 221H88V222H89ZM94 221H92V223H93ZM109 221H110V220H109ZM114 221H115V220H114ZM119 221H120V220H119ZM152 221H153V220H152ZM198 221H199V220H198ZM198 221H197V222H198ZM52 222H53V221H52ZM98 222H97V223H98ZM130 222H132L131 219H130ZM142 222H143V221H142ZM153 222H154V221H153ZM155 222H156V219H155ZM155 222H154V223H155ZM175 222H176V221H175ZM184 222H185V221H184ZM70 223H71V222H70ZM84 223H85V222H83L82 225H83ZM90 223H91V221H90ZM90 223H89V225H90ZM92 223H91V224H92ZM97 223L95 222V224L93 223L92 225H93V226H94V225H97ZM103 223H104V221H103ZM122 223H123V222H122ZM144 223H145V222H144ZM144 223H142V224L144 225ZM154 223H153V224H154ZM159 223H160V222H159ZM185 223H186V222H185ZM71 224H72V223H71ZM71 224H70V227H72V229L70 228L71 230H74L75 228H77V227H76L77 225H75V228L73 229V226H71ZM85 224H86V223H85ZM85 224H84V225H85ZM213 224H214V223H213ZM78 225H79V224H78ZM84 225L81 226V227H84ZM128 225H129V224H128ZM143 225H141L142 228H143V227L145 228V229L143 228V230H146V231H147V232L145 231L146 233L143 232V234H144V233H145L146 235L149 234V232L151 231V229H150L148 226L145 225V226L147 227V229H146V227L143 226ZM87 226H88V225H86V227H87ZM93 226L90 227V228H92V229H90L89 227H87V228H89V229L92 230V232H93V230H94V227H93ZM99 226L101 227V224H100ZM99 226H98V227H99ZM182 226H183V225H182ZM103 227H104V226H103ZM125 227H126V226H125ZM130 227H131V226H130ZM132 227H133V226H132ZM132 227H131V228H132ZM136 227H137V226H136ZM136 227H135V228H136ZM79 228H80V227H79ZM87 228H86V229H87ZM95 228L97 229V226H96ZM117 228H118V229H121V225H118V224H117ZM126 228H129V226H127ZM131 228H130V229H131ZM151 228H152V226H151ZM83 229H85V228H83ZM86 229H85V230H86ZM89 229H88V230H89ZM102 229H104V228H102ZM102 229H101V230H102ZM105 229H106V228H105ZM105 229H104V231H105ZM136 229H138V227H137ZM140 229H141V228L139 227V230H140ZM85 230H84V231H83V230L81 231V232H84V233H83L84 235H85L86 233H88V230H86V233H85ZM143 230L141 229L140 231H143ZM157 230H158V229H157ZM184 230H185V229H184ZM226 230H227V229H226ZM76 231H77V229H76ZM76 231H75V232H76ZM94 231H95V230H94ZM112 231H114V230H112ZM137 231H138V230H137ZM137 231L135 232V233H136L135 236H137L138 234H139V235L142 234V232H141V233H137ZM89 232L91 233V231H89ZM97 232H100V231H99V230H98V231L96 230V233H97ZM101 232H102V231H101ZM101 232H100V233H101ZM105 232L107 233V231H105ZM105 232H103V233H105ZM138 232H139V231H138ZM159 232H160V231H159ZM208 232H209V231H208ZM78 233L81 235L80 232H78ZM96 233H95V234H96ZM106 233H105V234H106ZM222 233H223V232H222ZM222 233H221V235H222ZM71 234H72V233H71ZM93 234H94V233H93ZM97 234H98V233H97ZM107 234H108V233H107ZM86 235H87V234H86ZM139 235H138V236H139ZM146 235H145V236H146ZM149 235H150V234H149ZM221 235H220V236H221ZM77 236H78V235H77ZM90 236H93V235L90 234ZM102 236H103V235H102ZM102 236L100 237V234H99L98 236H95L96 238H95V237H90V238H92L93 241H94V243H95V242H97V241H95V239H97V238L99 237L98 239L101 238V240H98V242H99V241L102 242ZM143 236H144V235H140V238H142ZM218 236H219V235H218ZM87 237L89 238L88 235L86 236V238H87ZM106 237H108V236L106 235ZM147 237H148V236H147ZM147 237H146V238H147ZM86 238H84L85 240H84V239H82V240L87 241ZM103 238H104V236H103ZM132 238H133V237H132ZM137 238H139V237H137ZM137 238H136V239H137ZM140 238H139L138 240H140ZM146 238H145V239H146ZM77 239H78V237H77ZM77 239H76V240H77ZM79 239H80V238H79ZM123 239H124V238H123ZM123 239H122V240H123ZM149 239H151V237H149ZM149 239L147 238L148 241H149ZM104 240H106V242H107V243H106V247H107V246L109 247L108 244H110V243H109L108 238H107V239L104 238L103 241H104ZM127 240H128V238H127ZM129 240H130V239H129ZM134 240H135V239H134ZM147 240H146V241H147ZM79 241H81V239H80ZM79 241H78V242H79ZM90 241H91V240H90ZM115 241H116V240H115ZM125 241H126V239H125ZM130 241H133V239L130 240ZM136 241H137V240H136ZM216 241H217V240H216ZM98 242H97V245H98ZM101 242H100V243H101ZM121 242H122V241H121ZM126 242H127V241H126ZM142 242H144V241H142ZM214 242H215V241H214ZM85 243H86V242H85ZM103 243H105V241H104ZM117 243H118V242H117ZM130 243H131V242H130ZM130 243H129V244H130ZM144 243H145V242H144ZM77 244H78V243H77ZM79 244H83V243H79ZM112 244H113V243H112ZM122 244H123V243H122ZM146 244H147V242H146ZM83 245H84V244H83ZM87 245L89 246V245H90V242H89V244H88V241H87ZM99 245H100V244H99ZM103 245H104V244H103ZM103 245H102V246H103ZM113 245H118V244H113ZM127 245H128V244H127ZM76 246H77V245H76ZM79 246H80V245H79ZM88 246H87V247H88ZM92 246H93V245L91 244V247H92ZM110 246H112V245H110ZM121 246H122V245L118 246L119 249H121V250H122V249H125L124 247H127L126 245H124L123 248H122ZM130 246H131V245H130ZM130 246H128V247H130ZM133 246H136V245H133ZM133 246H131V247H133ZM148 246L150 247L151 245H148ZM80 247H81V246H80ZM85 247H86V246H85ZM85 247H83V248H85ZM94 247H95V246H94ZM96 247H97V246H96ZM120 247H121V248H120ZM143 247H144V246H143ZM83 248L81 247V248H78V249L76 248V249L79 250V249H83ZM92 248H93V247H92ZM97 248H98V247H97ZM101 248H105V247H101ZM146 248H147V247H146ZM212 248H213V247H212ZM212 248H211V249H212ZM70 249H72V248H69V251H70ZM85 249H87V248H85ZM109 249H110V248H109ZM115 249H117V247H115ZM73 250H75V247L73 248ZM77 250H76L75 252H79V251H77ZM90 250L92 251L91 248H90ZM101 250H102V249H101ZM113 250H114V249H113ZM121 250H119V252H120ZM125 250H126V249H125ZM128 250H130V249L128 248L127 251H128ZM64 251H65V250H64ZM87 251H88V250H87ZM87 251H86V252H87ZM104 251H105V250H104ZM114 251H116V254H117V255H122V257H121V256H118V257H121L122 259H121V258L118 259V258H117V255L115 256V254L113 253ZM114 251H112V248H111V250H108V251L102 252V254H98V255L95 254V255H92L93 258H90V257H89V256L91 255L90 251H89L90 255L88 256L89 253H87V255H86V252H84V249H83L82 252H81V250H80V252H79L78 254H80L79 257H81V256L84 257V255H85L84 260H85V262H86V261H87L86 258H88V260H89L88 263H89V264H90V263H91V264H95V263H96V264H100V263H101V264H121V261L123 262V255L125 256V252H126V251L123 250L124 252L122 251L123 253L120 252V254L118 253L117 250H114ZM132 251H133V250H132ZM132 251H130V252H132ZM60 252H61V251H60ZM72 252L74 253V251H71V254H73ZM96 252H97V251H96ZM128 252H129V251H128ZM205 252H206V251H205ZM210 252H211V251H210ZM65 253H66V252H65ZM67 253H68V252H67ZM69 253H70V252H69ZM69 253H68V254H69ZM82 253H84V255H82ZM97 253H98V252H97ZM121 253H122V254H121ZM133 253H135V251H134ZM154 253H155V252H154ZM14 254H15V253H14ZM207 254H208V253L204 254V257H206ZM4 255H5V254H4ZM9 255H10V254H9ZM58 255H59V254H58ZM126 255H130V256H131V254H129V253H127ZM137 255H138V254H137ZM61 256H62V255H61ZM70 256H72V255H68V256H65V255H64L65 260H66V257H70ZM73 256H74V258H75V256H77V254L75 255V253H74ZM86 256H87V257H86ZM130 256H129V258H128V256H125L124 258L126 259V257H127L128 259H130ZM132 256H133V255H132ZM141 256H142V255H141ZM141 256H140V258H138V259L143 260V263H144V262H145L144 259L146 258V256H145V258L142 256V259H141ZM20 257H21V256H20ZM30 257H31V256H30ZM38 258H39V257H38ZM59 258H60V257H59ZM61 258L63 259V257H61ZM133 258H134V256H133ZM136 258H137V257H136V255H135V258H134L133 260H135ZM143 258H144V259H143ZM148 258H149V257H148ZM67 259L70 260L69 258H67ZM75 259H78V256H77ZM81 259H82V258L79 259V262L81 261ZM138 259H136V261H137ZM212 259H213V258H212ZM11 260H14V259L12 258ZM11 260H10V261H11ZM28 260H29V259H28ZM53 260H54V259H53ZM72 260L75 261L74 259L71 258V263H73ZM84 260H83V262H84ZM97 260H99V261L97 262ZM120 260H121V261H120ZM140 260H139V261H140ZM204 260H205V259H204ZM10 261H9V262H10ZM15 261H16V259H15ZM25 261H26V260H25ZM40 261H42V260H40ZM60 261H61V260H60ZM63 261H64V260L61 261L62 264H63ZM125 261L127 262V260H125ZM146 261H147V260H146ZM197 261H198V260H197ZM213 261H214V260H213ZM11 262H12V261H11ZM17 262H18V261H17ZM23 262H24V261H23ZM26 262H27V261H26ZM26 262H25V263H26ZM38 262H39V261H38ZM46 262H47V261H46ZM61 262H60V263H61ZM68 262H69V261H68ZM83 262L81 261L79 264H83ZM85 262H84V263H85ZM140 262H141V261H140ZM140 262L137 261L138 264H140ZM201 262H202V261H201ZM25 263H24V264H25ZM28 263H29V262H28ZM42 263H45V262L43 261ZM76 263H77V262H75L74 264H76ZM123 263H124V262H123ZM123 263H122V264H123ZM134 263H135V262H134ZM198 263H199V262H198ZM210 263H211V262H209L208 264H210ZM22 264H23V263H22ZM26 264H27V263H26ZM32 264H33V263H32ZM35 264H36V263H35ZM39 264H40V263H39ZM85 264H87V263H85ZM124 264H125V263H124ZM132 264H133V261H132ZM213 264H214V263H213Z\"/></svg>",
  "mask_w": 264,
  "mask_h": 264
}]
</instances>
